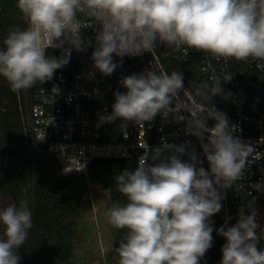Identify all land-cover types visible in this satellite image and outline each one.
<instances>
[{
  "label": "clouds",
  "instance_id": "obj_1",
  "mask_svg": "<svg viewBox=\"0 0 264 264\" xmlns=\"http://www.w3.org/2000/svg\"><path fill=\"white\" fill-rule=\"evenodd\" d=\"M16 9L26 27L12 26L0 48V77L13 92L50 81L70 62L73 50L84 52L93 44V67L103 76L112 75L125 56L150 53L155 58L160 45L186 55L204 53L217 63L251 61L264 72V0H16ZM87 28L93 37H83ZM49 49H59L60 55H50ZM232 79L230 71L213 72L189 91L180 71H157L151 65L119 81L126 91L113 93L111 112L99 117L98 126L119 120L126 133L130 123L159 115L183 123L202 153L190 141L175 144L162 137L155 147L145 144L134 169L115 176L116 191L126 202L114 201L105 215L114 228L127 230L115 249L117 264H201L212 247L210 218L222 209L221 190L241 179L254 151L212 103L216 96L229 99L223 84ZM209 120L215 121L211 127ZM58 148L61 158L67 157L62 173L86 169V161L68 156L66 146ZM251 187L264 191L261 183ZM243 209L235 224L229 226L228 217L215 229L226 241L220 264H264L259 246L264 228L251 204ZM32 227L26 198L18 206L0 207V264H20L17 253Z\"/></svg>",
  "mask_w": 264,
  "mask_h": 264
},
{
  "label": "built area",
  "instance_id": "obj_2",
  "mask_svg": "<svg viewBox=\"0 0 264 264\" xmlns=\"http://www.w3.org/2000/svg\"><path fill=\"white\" fill-rule=\"evenodd\" d=\"M82 34L84 38H89L95 33L87 28L82 30ZM93 47L94 44L84 52L73 50L70 62L57 70L50 81L36 84L31 107V123L36 139L43 145H48V152L57 158L61 169L67 163V157L61 158L58 148L60 145L66 146L68 156L87 163L84 171H73L65 175L86 174L96 158L136 157L138 160L146 143L155 147L161 143L162 137L175 144L190 141L191 148L197 152L200 142L185 134L183 123L166 122L159 115L150 122L130 123L126 133L121 131L119 120L98 126L99 117L111 112L113 93L126 91L119 83L122 77L133 73L141 74L146 69L150 70L151 65L157 71L162 69L172 73L178 70L168 68L164 63V56L158 52L155 58L150 53H144L137 57L125 56L112 75L103 76L93 67ZM177 51L187 58L192 50L187 55L183 50ZM54 52L60 53V50H48L50 55H60H55ZM199 56L205 80L213 72L216 75H221L223 71L233 73V79L223 84L224 91L231 93L229 99L216 96L212 103L227 114L231 124L237 126L235 135L254 148L241 179L231 188L221 190L224 198L221 200L222 209L218 213L224 218L228 216L230 194L236 198L253 197L264 202V191L258 192L251 187L255 183L264 184V102L255 103L254 99L258 95H250L252 89L261 86L264 72L258 71L251 61L230 60L225 64L223 61L217 63L204 53H199ZM114 62L120 63V58L114 57ZM184 84L192 91L185 80ZM214 123V120H209V127ZM182 159L186 160L187 156ZM261 226H264V221Z\"/></svg>",
  "mask_w": 264,
  "mask_h": 264
},
{
  "label": "trees",
  "instance_id": "obj_3",
  "mask_svg": "<svg viewBox=\"0 0 264 264\" xmlns=\"http://www.w3.org/2000/svg\"><path fill=\"white\" fill-rule=\"evenodd\" d=\"M14 25L26 27L16 9V0H0V48H3V40ZM157 52L164 56L168 68L183 74L192 91L205 81L199 52L191 51L184 58L179 51L164 45H160ZM261 88H264V74L261 86L252 89L250 95L257 96ZM35 91L36 85L13 92L8 82L0 77V207L9 204L18 206L20 199L26 198L33 212V227L17 253L21 257L20 264H73L71 255L78 233L76 216L83 206L90 185L96 184L103 191H108L111 204L114 201L125 203L126 198L116 191L114 178L125 168L134 169L137 159L130 157L124 161H93L86 174H63L57 158L36 139L31 123ZM197 153H202L201 148H198ZM202 166L208 167L206 160ZM248 204L255 209L257 222L262 225V200L253 197L236 198L230 194L228 216L221 218L217 213L210 218L214 227L213 245L201 264H220L221 248L226 241L215 229L228 217H231L229 226L235 224L239 212ZM116 230L115 248L127 231ZM259 246L264 247V240Z\"/></svg>",
  "mask_w": 264,
  "mask_h": 264
},
{
  "label": "rangeland",
  "instance_id": "obj_4",
  "mask_svg": "<svg viewBox=\"0 0 264 264\" xmlns=\"http://www.w3.org/2000/svg\"><path fill=\"white\" fill-rule=\"evenodd\" d=\"M254 102H264V88L258 92ZM92 190L93 199L89 200L87 195L83 206L77 212L78 233L71 261L73 264H117L114 245L117 230L105 215L107 208L112 205L109 193L102 192L96 184L92 185Z\"/></svg>",
  "mask_w": 264,
  "mask_h": 264
},
{
  "label": "water",
  "instance_id": "obj_5",
  "mask_svg": "<svg viewBox=\"0 0 264 264\" xmlns=\"http://www.w3.org/2000/svg\"><path fill=\"white\" fill-rule=\"evenodd\" d=\"M44 148L47 149L48 145L44 144ZM126 158H96L95 161H124Z\"/></svg>",
  "mask_w": 264,
  "mask_h": 264
},
{
  "label": "crops",
  "instance_id": "obj_6",
  "mask_svg": "<svg viewBox=\"0 0 264 264\" xmlns=\"http://www.w3.org/2000/svg\"><path fill=\"white\" fill-rule=\"evenodd\" d=\"M102 192H103V190H102ZM105 192V191H104ZM108 192V191H107ZM109 193V192H108ZM87 195H88V197H89V200H91V199H93V197H94V191L92 190V185L90 186V188H89V190H88V192L86 193V195H85V197H84V202H85V199L87 198ZM91 198V199H90ZM88 200V201H89ZM84 202H83V204H84ZM91 202V201H90Z\"/></svg>",
  "mask_w": 264,
  "mask_h": 264
}]
</instances>
